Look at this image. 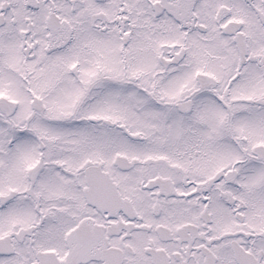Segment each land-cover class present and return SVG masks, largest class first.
<instances>
[{"label": "snow or ice", "instance_id": "1", "mask_svg": "<svg viewBox=\"0 0 264 264\" xmlns=\"http://www.w3.org/2000/svg\"><path fill=\"white\" fill-rule=\"evenodd\" d=\"M0 264H264V0H0Z\"/></svg>", "mask_w": 264, "mask_h": 264}]
</instances>
